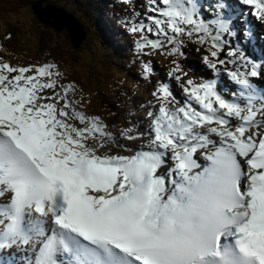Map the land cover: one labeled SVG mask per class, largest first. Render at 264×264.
<instances>
[{
    "label": "trees",
    "instance_id": "obj_1",
    "mask_svg": "<svg viewBox=\"0 0 264 264\" xmlns=\"http://www.w3.org/2000/svg\"><path fill=\"white\" fill-rule=\"evenodd\" d=\"M35 1L37 0H34V2H27L28 4L26 3L22 6H18L14 10H8L4 7H0V31L2 32L3 38L10 44V48L17 46L21 50L25 49L26 51H28L29 48H31L33 45H36L37 49L36 51H34V54L35 58L38 59L37 68H39L40 70L44 69L45 71H48L45 79H48L49 77L56 79L59 77V75H64L67 77V79H71L72 82L79 84L81 87H85L86 89L83 91L84 109L89 107L92 109L93 107H95L94 104L97 103V99L102 100L104 103V95L106 93L112 92L115 88H117V84L114 81L116 80L115 76H111L112 78L110 77V81L105 82L107 71H105L104 65H108L112 60L110 55L108 54V41H106V39L108 40V37L110 38V34L101 33L98 30V28H100L101 26L97 21L96 24L94 23L95 17H93V20H91V22L93 21L92 23L94 24V26L91 27L92 29H89L87 23L89 38L86 43H88V45L86 44L84 48L75 51L73 50L72 45L70 44L64 32H62V36L54 32L55 34H58V36H54L51 43L58 45V47L56 48L53 45L50 46V49L56 51L58 50V55L62 60L59 61L60 66L55 65L52 62H48L47 56L45 54L40 55L39 53L40 49L43 47L44 32L41 30L40 23L35 19V16L31 11V5L34 4ZM94 1L95 3H100V0ZM57 3L71 9V11L73 10L76 16L81 21H85L86 19L89 20V12L93 13L94 16L97 15V11L93 7H90L89 11L85 8H81L75 1L72 0H70V2L63 0L61 1V3L58 1ZM10 8H12V6H10ZM179 26L180 30H178V32H173V38L169 37V39L160 34H158L159 36L156 35L157 37L151 38V36H149L148 34L142 33L135 39V46L128 48L126 50L127 52H124L128 53L130 51H133L136 54L143 52V55L147 53L148 56H151V59L154 55L159 59V62L162 61V64L163 59L167 60V62H169L167 63V65L171 66V68L175 70L177 69L179 72L183 70V66H181L179 60L177 61V58L175 56H177L180 60H184L185 54L183 52V44L193 34V24H179ZM133 35H137V33H134ZM197 36L198 38L202 37V40L204 39V35H196L195 37ZM60 40L63 41L59 43ZM172 43H174V47H172ZM158 46L162 47L158 49ZM185 48H189V45L186 44ZM195 48L197 50L204 49H202L201 46H196ZM79 52H85L86 54H81ZM24 56L25 55H23V58L20 59V62H13L18 65H23V68L19 66H9V64L7 63L8 68L14 73H19L26 68V63L35 66V62L26 60ZM142 56L138 59H141ZM88 58L90 59V61L86 62L85 60H87ZM143 61L144 62H142V64L144 67H146V70L149 68V66L153 68L154 71L158 70L157 65L153 64V61L147 62L144 59ZM80 64L91 65V76L88 73V70L84 71V68H86V66H81ZM100 68H102V75H100L99 72ZM33 77L34 78H31L29 82L36 81L35 73L33 74ZM86 86H91V89L87 88ZM108 110L113 113V111H111L109 107ZM112 116L113 115H111L110 118H112Z\"/></svg>",
    "mask_w": 264,
    "mask_h": 264
},
{
    "label": "rangeland",
    "instance_id": "obj_2",
    "mask_svg": "<svg viewBox=\"0 0 264 264\" xmlns=\"http://www.w3.org/2000/svg\"><path fill=\"white\" fill-rule=\"evenodd\" d=\"M29 1L34 2V0H0L1 3L4 2V5L12 4L11 5L12 9L18 6H22ZM57 1H61V0H57ZM82 1L84 2V4H86V0H82ZM101 19L103 22H106V23L108 22L110 24L108 20V14H101ZM42 30L44 32L43 41H44V44H46L45 47L42 48V51L43 49H46V51L45 52L40 51V54L43 55L44 53H49L50 51L51 56L47 58L48 61H53L54 58L61 61L62 59H60V56L58 55L59 51L50 50L47 47L50 44L49 39H50V35L52 34V32L47 27L46 29L42 28ZM94 30H95V27H94ZM209 30L210 29H206V28L204 29L205 32L207 31L209 32ZM106 32L109 33L107 30ZM114 33L116 35H120L121 31L115 28ZM126 42L130 44L129 40H124L122 42L123 45ZM86 44L88 45V43ZM84 45L85 44H82L81 48ZM50 46H53V45L51 44ZM54 46L56 48L58 47V45L56 44H54ZM0 47H1L0 60L3 56V58L8 57L7 58L8 60L14 59L15 61H18L21 58H23V55H25L24 57L26 60L35 59V54L34 52H30V48L28 49V51H26L25 49L21 50L17 46L10 48L11 47L10 44L8 42H4L1 38H0ZM115 47L117 48V46ZM113 48L114 47L109 46L108 52L113 53L114 52ZM79 53L86 54L85 52H79ZM110 57L112 58V56ZM85 61L89 62L90 59L88 58ZM80 65L86 66V68H84L85 69L84 71L91 70V65L89 64H86V65L80 64ZM104 67H105V71L109 70L108 68H111L110 69L111 74L107 72L105 82L110 81L111 75L116 76V79L119 82L122 81L124 85L128 89H130L131 92L134 93L135 96L138 95L142 98H145V101L148 102V100H146V98L148 97V94L147 92L144 93L143 89H145L148 85L151 84L152 78L153 76L156 75V72L151 71L150 74L152 78L149 79L148 77H145L144 75L139 76V77H133L129 73L128 67L126 70H119L118 68H116L118 67L117 64L111 63L108 65H104ZM42 73L46 75L47 72L42 70ZM100 75H102V73H100ZM45 80H46L45 82L47 86H50V87L52 86L56 88L63 87L65 88V90L64 89L62 90L46 89L44 91V88L42 87L43 77L37 74L36 82H32V84H29L25 86L26 88H24L27 90L26 92L27 95H30V96L32 95V98L29 97L31 99L30 101L31 103L28 104L29 109L26 107V110L28 109L26 114L27 116H33V117L43 120L44 122H47L48 126L50 127H52L51 120L54 117V114H56L57 119L61 121V124H57V126L54 127V131L59 139L66 140V141L67 139L70 140V141H67L70 143L67 151L68 150L71 152L73 151L72 154H75V151H78L81 153L79 154V157H81L82 155H85V156L99 158V159L104 158V159H114V160L131 154L132 151L130 149V144L128 143V140L126 138V134L127 132H129L132 122L131 120H129V118L125 116L124 113L120 114L117 117L116 119L117 125H115L114 122L111 123L109 121L110 116H106L107 109L103 108V101L99 99H97V103L94 104L95 107H93L89 111L83 112V110H81L82 108L81 104L77 106V101H76V96H75L74 91L71 89L67 90V88H69L70 85L67 82L65 85L61 84V80H62L61 75H59V82L57 78L53 79L52 77H49L48 79H45ZM153 87L154 86L151 84V89ZM22 90L23 89L21 88V91ZM69 92H71V94ZM78 92H80V90ZM4 93H6V91H4V89H0V94H4ZM42 95H44V97H42ZM37 97L42 99L44 102L37 103L36 101ZM32 100L33 102L36 103V105L33 104ZM113 101H109V103H112ZM151 110H153V116H154L156 114L157 107L153 105ZM25 115L22 114V116L24 117ZM73 116H75L76 121H74ZM84 116L86 117V120L82 119V117ZM149 116L150 114H147V117ZM168 117L169 115L166 118ZM163 125L167 126L168 124L163 123ZM105 129L108 130L109 133Z\"/></svg>",
    "mask_w": 264,
    "mask_h": 264
},
{
    "label": "bare ground",
    "instance_id": "obj_3",
    "mask_svg": "<svg viewBox=\"0 0 264 264\" xmlns=\"http://www.w3.org/2000/svg\"><path fill=\"white\" fill-rule=\"evenodd\" d=\"M35 2H39V5H42V3H43V1H41V0H37ZM221 5H222L221 3L216 2V6H218V7L221 8L219 10L224 15L227 12L228 13H231L229 10H227V8H225V7L221 6ZM230 16H232V13L230 14ZM237 23L242 24L239 21H237ZM241 31L244 32L245 29L244 30H241ZM238 36L240 38V41L244 43V45H243L244 50L246 49V45L249 48H251V46H252V44H251L252 39L251 38H249L248 36H245V35H241V34H239ZM108 39H109V37H108ZM255 50L261 53V51L259 49H255ZM0 89H2V88L0 87ZM232 96H234V95H230V93L225 94V97H227L229 100H231V101H233L235 103L238 102L237 98L236 97L233 98ZM0 98H2L4 100H7V101H11V102L13 101V104L12 105H15L16 112H19L21 115L22 114L25 115L24 113H22L20 111H24V109L26 110V106L21 105L20 104V101L18 99H16L15 97H12L10 94H6V93L0 94ZM227 98H225L226 101H228ZM192 100H194V105H193V107H191V109L192 110H195V109L202 110V105L199 102V97H194L193 96L192 97ZM24 101L26 102V105L29 104V103H31L30 102L31 99L29 98V96L28 97L24 96ZM228 104H229V101H228ZM205 109L207 111H210V112L213 111L212 108H209V107H205ZM228 109H229V107H228ZM219 115H221V116H227L226 113H219ZM27 117L28 118H31L34 122H36L38 125H40L42 127V133L44 135L45 140L49 144H53L54 150H53V154L51 156H53L55 158L54 160L55 161L58 160V159H64L65 160V157L63 158V156H64V153L63 152H67V148H64V147L62 148V146H61L62 145V141L55 134L54 127L48 126V123L47 122H44L43 120L38 119L36 117H33V116H27ZM18 120L20 122L22 121L21 118H19ZM196 120H200L199 117L198 118H194L191 115H184V116H182V115H177L175 113L169 114V117L168 118H165L163 123L168 124L167 126H165L164 129L165 130H168V132L170 133V135H168L166 142L162 143L161 145L155 146V148L153 149V151L155 153H157L160 157H162L163 160H164V162L167 161V154H168V151L167 150H169V149H171L172 151H174V154L175 155H179V154H180L179 156L183 155L184 154V150H185L184 147L186 146V144L188 142H190V141H193V140H190V139H187V138L184 137V134L186 132V128L184 127V125L187 122H189V121H196ZM15 125H16V123H15ZM53 125L54 124H52L51 126H53ZM200 125H201V123H191V124L188 123V126H187L188 129L194 130L197 133V135L195 136L196 138H197V136H200L201 133H204L207 130V129L202 128L201 129V133H200V127H199ZM16 126H12V129L14 131H17ZM231 128H232V126H225V125L218 124V128L217 129H215L213 131H208V132H206V134H208L209 139H214V141L216 143L217 142L222 143L225 140H227V142L225 141L226 142V147H227V145H230L231 144L230 139L229 138H225V139L222 138V134L225 133L226 131L231 130ZM183 140H188V141H184L182 143ZM199 144L202 145V143H200V142H199ZM45 147L46 148H49L48 145L45 146ZM81 157L84 158V159L87 158V156H85V155H82ZM42 158H44V156H42ZM90 158H94V157H90ZM124 158L125 157L117 158L116 160H114L113 163L124 164L125 163ZM69 159L71 160L72 158L70 157ZM99 164H102V162H99ZM113 165H115V164H113ZM82 167L83 168H86V166H84L83 164H82ZM171 174H172V177L174 178L175 181H178V182L180 181V177H179V175L176 172L173 171ZM2 208L3 207L0 205V209H2ZM19 238H21V237H19ZM19 238H16V239H19ZM23 241H25V239H23L22 242ZM16 246H17L18 249L20 248V246H21L20 245V240H17L16 241ZM17 248H10V250L7 251L3 247V245L0 244V251L6 253L5 256H1V258L3 260V263L6 262L8 264H20V262H23V259H21V257L23 256V254H21V253H23V251H25L26 247H25V249H22L23 251H20L21 253L20 252H17L18 251ZM8 252L10 254H8ZM25 263H28V261L26 260Z\"/></svg>",
    "mask_w": 264,
    "mask_h": 264
},
{
    "label": "water",
    "instance_id": "obj_4",
    "mask_svg": "<svg viewBox=\"0 0 264 264\" xmlns=\"http://www.w3.org/2000/svg\"><path fill=\"white\" fill-rule=\"evenodd\" d=\"M32 9L42 23L58 31L66 29L75 49H79L81 45L84 44L86 32L82 24L78 22L73 15L61 8L49 5L41 9L39 3L33 5Z\"/></svg>",
    "mask_w": 264,
    "mask_h": 264
}]
</instances>
